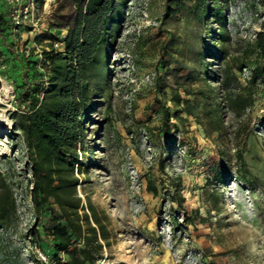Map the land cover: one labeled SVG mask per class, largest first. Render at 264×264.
Returning a JSON list of instances; mask_svg holds the SVG:
<instances>
[{"label":"rangeland","instance_id":"rangeland-1","mask_svg":"<svg viewBox=\"0 0 264 264\" xmlns=\"http://www.w3.org/2000/svg\"><path fill=\"white\" fill-rule=\"evenodd\" d=\"M35 1L33 20L0 32V116L7 120L0 127V146L7 148L0 153V168L17 200L12 221L0 229V264L55 262L53 240L44 229L50 214L33 208L23 144L12 129L14 53L5 44L11 42L18 54H26L37 36H44L43 44L51 34L62 37L65 29L51 24L60 22L71 5L69 0ZM163 1H126L108 52L109 88L94 94V107L85 118L84 149L77 146L82 163L81 171L75 169L76 191L89 197L108 235L103 257L95 264H264V91L255 93L253 105L242 116H226L224 158L190 116L182 124L172 119L178 124L174 136L182 138L183 145L175 139L166 146L163 137H147V128L158 123L157 99H163L154 79L166 31L185 36L188 43L199 41L192 23L163 14ZM262 14L260 0L230 1L231 54L253 38ZM206 29L198 32L202 35ZM40 48L35 45L37 57ZM246 73L244 69L242 76ZM160 145L166 146L163 169L158 165ZM238 148L249 172L258 177L255 185L235 178ZM216 165L229 169L226 180L206 184ZM205 187L221 192L223 201L220 214L211 211L201 222L193 214L195 209L207 214ZM175 190L184 196L180 204L172 198ZM184 215L194 217L186 222Z\"/></svg>","mask_w":264,"mask_h":264},{"label":"trees","instance_id":"trees-1","mask_svg":"<svg viewBox=\"0 0 264 264\" xmlns=\"http://www.w3.org/2000/svg\"><path fill=\"white\" fill-rule=\"evenodd\" d=\"M126 1L69 0L70 12L51 24L63 27L65 34H51L44 44V36L35 38L41 46L39 57L34 54L36 44L28 47L26 54H18L11 42L5 44L7 51L14 53L12 129L23 144L33 208L38 214L46 210L50 214L44 229L53 240L54 264H95L108 244L107 229L89 197L76 191L75 169L81 171L77 146L84 149L85 118L94 107L92 98L109 88L108 52L117 37ZM230 1H163V14L192 23L199 41L188 43L185 36L182 39L179 33L166 31L154 79L163 99H157V125L147 128L150 141L163 137L166 146L175 139L183 145V139L174 136L178 124L172 119L182 124L190 116L224 158L226 147L221 140L227 133L226 116H242L253 105L255 93L264 91V14L253 38L231 54ZM260 2L264 6V0ZM205 27L207 31L201 35L198 30ZM11 29L4 3L0 5V32ZM58 42L61 47L55 46ZM244 69L247 73L242 76ZM166 146L159 148L162 169ZM235 155V178L244 185H255L258 177L246 167L242 149H236ZM225 167L216 165L206 184L224 182L229 172ZM148 183L151 187L152 182ZM176 185L180 186V178ZM203 189L207 214L195 209L193 215L206 222L211 211L221 213L223 198L221 192ZM172 198L180 204L184 196L175 190ZM16 210L11 183L0 168V229L8 227ZM193 215L183 219L190 221Z\"/></svg>","mask_w":264,"mask_h":264},{"label":"built area","instance_id":"built-area-1","mask_svg":"<svg viewBox=\"0 0 264 264\" xmlns=\"http://www.w3.org/2000/svg\"><path fill=\"white\" fill-rule=\"evenodd\" d=\"M5 3L8 6L12 27L19 26L25 20H33L34 9L36 7L35 0H6ZM55 45H57V43H55ZM1 81L0 77V88Z\"/></svg>","mask_w":264,"mask_h":264},{"label":"bare ground","instance_id":"bare-ground-1","mask_svg":"<svg viewBox=\"0 0 264 264\" xmlns=\"http://www.w3.org/2000/svg\"><path fill=\"white\" fill-rule=\"evenodd\" d=\"M6 122H7V120H5V118L1 115L0 116V127L5 125ZM6 150H7L6 146H0V153L4 152Z\"/></svg>","mask_w":264,"mask_h":264}]
</instances>
